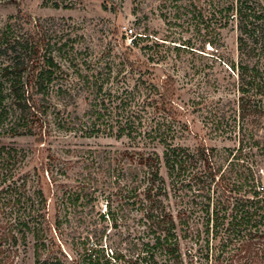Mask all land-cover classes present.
I'll return each mask as SVG.
<instances>
[{
    "label": "trees",
    "instance_id": "obj_1",
    "mask_svg": "<svg viewBox=\"0 0 264 264\" xmlns=\"http://www.w3.org/2000/svg\"><path fill=\"white\" fill-rule=\"evenodd\" d=\"M186 6L207 31H238V59L223 61V82L217 81L236 98L220 99L210 115L211 131L234 141L224 155L205 141L194 147L176 142L183 129L169 120L179 112L171 86L160 91L142 74L130 86L112 71L84 73L73 47L40 19L15 14L0 29V134L41 141L57 131L127 138L111 168L102 216L117 224L120 212L135 213L137 221L126 253L106 251L101 237L84 236L72 257L51 231L62 227V211L84 205V190L70 189L55 221L49 220L40 178L31 190L23 172L26 150L0 143V264H15L30 235L35 264H185L186 256L195 263L264 264V142L258 137L264 121V0H190ZM145 37L138 33L134 44ZM84 89L94 95L90 111L58 107ZM157 113L161 120L149 123ZM178 195L174 203L171 197Z\"/></svg>",
    "mask_w": 264,
    "mask_h": 264
},
{
    "label": "rangeland",
    "instance_id": "obj_2",
    "mask_svg": "<svg viewBox=\"0 0 264 264\" xmlns=\"http://www.w3.org/2000/svg\"><path fill=\"white\" fill-rule=\"evenodd\" d=\"M54 1L60 2L61 6L56 7ZM188 1L0 0V29L15 14L32 21L40 19L55 30L58 39L68 42L67 48L73 47V55L84 73L112 71L113 75H120L123 85L130 86H134L142 74L152 79L160 91L171 86L174 90L172 102L179 112L176 119L169 120L178 129H183L177 134L176 142L194 147L205 141L219 147L224 155L223 148L233 146L234 141L229 134L220 136L211 131L210 115L220 99L236 98L234 91L218 88L217 81L221 82L223 76V61L238 59V31L233 26L208 31L203 24L200 27L186 9ZM64 3H73V6L65 7ZM138 33L148 37L134 44ZM58 59L66 65L69 62L66 56L58 55ZM157 98L160 100L159 95ZM93 102L92 92L84 89L74 102L65 100L58 107H67L83 115L92 109ZM154 115L149 123L158 118L161 120V113ZM258 137L264 142V121ZM128 142L125 137H85L75 132L57 131L45 136L43 141L32 135L0 134V143L26 150L23 172L28 175L31 190L40 178V186L48 198L49 220L55 221L60 210L58 204L70 189L80 186L84 190V205L76 211H62L63 215L66 213L62 217V227L58 232L53 228L51 231L74 258L79 255L77 243L84 236L101 237L106 251L116 247L126 253L132 246L133 229L137 226L135 213L123 217L120 212L117 224L102 216L107 211L111 168L119 159L117 151L123 150ZM261 164L264 167V162ZM64 169L67 175L62 173ZM163 174L167 176L165 168ZM52 175L55 182L50 179ZM171 199L178 203L181 198L178 195ZM34 242L30 235L27 246H19L15 264H35ZM44 256H47L46 252ZM185 264H207V260L203 258L195 263L186 256Z\"/></svg>",
    "mask_w": 264,
    "mask_h": 264
}]
</instances>
